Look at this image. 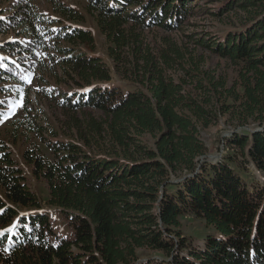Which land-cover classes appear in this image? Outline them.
<instances>
[{
  "label": "trees",
  "instance_id": "16d2710c",
  "mask_svg": "<svg viewBox=\"0 0 264 264\" xmlns=\"http://www.w3.org/2000/svg\"><path fill=\"white\" fill-rule=\"evenodd\" d=\"M208 1L225 27L185 39L177 32L199 0H88L113 68L78 50L95 41L73 7L47 0L54 19L34 0L13 1L0 35L17 27L21 38L0 41V82L26 83L36 67V83L69 88L56 126L34 110L30 83L21 114L0 127V264H264V184L242 172L253 163L264 173V0ZM152 27L176 35L155 44L145 35ZM213 56L236 69L234 81ZM13 87L0 83V92ZM88 108L99 115H83ZM222 116L258 128L233 132L225 156L204 159L202 129ZM6 139L26 144L45 203ZM189 215L212 231L196 242L183 235ZM59 218L68 230L54 227Z\"/></svg>",
  "mask_w": 264,
  "mask_h": 264
},
{
  "label": "rangeland",
  "instance_id": "374dc122",
  "mask_svg": "<svg viewBox=\"0 0 264 264\" xmlns=\"http://www.w3.org/2000/svg\"><path fill=\"white\" fill-rule=\"evenodd\" d=\"M15 0H0V18L4 17H11L12 18V4ZM57 2V0H55ZM61 2L70 5L75 10L80 13L84 19L82 21L83 27L88 29L92 35L94 36V43L95 47H91L89 45H82V47L78 48V50L85 52L88 55L97 56L102 63L108 65L109 67L113 68V61L109 55L108 46L109 43L107 41L106 35L101 31L99 28L97 21L93 14L88 12V0H60ZM198 5L201 6V8H198V6H195L194 8V15L192 17L188 18V20L183 19L181 21L180 29L177 32L179 36H184L186 39V34H192L194 38H205L209 35H213L214 32L224 26L220 21L215 19L213 16H211V13L207 8H212L214 4L212 2H206V0H199ZM35 7L37 11L42 13L44 16H54V19H62L59 18L58 14H56L53 11V5L49 4L47 0H34ZM53 20V19H52ZM60 23H65L60 22ZM59 23V24H60ZM16 25V24H14ZM9 26V25H8ZM225 27V26H224ZM45 29V26L43 27ZM20 30L13 27L9 32H6L2 35H0V41H11V40H17L21 38V34L19 33ZM146 37L151 40L155 44H159L162 42V38L165 37H174L176 35L175 31L172 33L166 32L164 28H150L145 33ZM64 44V43H63ZM2 55L5 54V52H0ZM7 56V53L5 54ZM24 58V61H26V64L29 66L32 63L31 59H28V55L26 54H19ZM16 59V56H15ZM218 57L213 56L210 60V62L213 64L214 68H220L221 71L228 72V76L230 79V82L234 81L236 78V69L232 66L227 67L225 61L220 62ZM221 63V64H220ZM35 64V62H34ZM36 71V67L33 69ZM35 75H37L35 73ZM2 84L6 85H13L15 87L13 91L8 93H1L0 92V99H4L5 97L10 98L5 108H1L2 111H4L3 117L0 118V127L2 128H8L7 124L9 121L14 119L15 117L19 116L22 111V97L25 95V90L23 89L22 85L18 82L17 79L10 78L5 79L4 81L0 82ZM50 89V91H55L54 99L53 100H44L42 98V95H39L40 92L38 90H41L42 88ZM22 88V89H21ZM68 89L69 87H66L64 85H56L53 82H45L42 81L41 83H36L35 81L31 82V96L30 99L35 102L34 104V110H42V113L46 115V118L51 126H56L58 122H61L63 119H65L63 104H62V97H61V89ZM72 89V88H71ZM70 91V89L68 90ZM2 97V98H1ZM82 111H80V114ZM83 115H91V116H97L99 115V112L93 110V108H88L83 111ZM231 120L228 119L227 116H222L219 121L212 123L209 127L202 129V136L206 142V144L209 147V151L207 156L204 159L208 160H217L219 158H222L226 155V153L229 151V144L227 141V138L233 134V132L238 131L241 132L243 130L247 129H253L258 128L255 127V124H251L247 126L246 128L242 126H236L230 122ZM6 143L8 144V148L12 151V156L14 160L16 161V164L21 169L23 176L25 178V181L28 183L31 189H33L36 193L40 195V197L44 200V203L46 202L48 198V187L44 180L37 178L33 171L31 166H29L23 156L24 149H25V143L24 141H20L18 143H14L11 140L6 139ZM49 153V152H47ZM242 172L245 174L246 179L251 182V184L256 185H263L264 184V173L261 172L253 163H247L245 166V169L242 170ZM52 210V209H51ZM54 211V210H52ZM54 227L57 228L63 227L68 230V227L65 225V220L63 218L57 219V221H53ZM57 225V226H56ZM183 235L189 236L191 239H194L193 241H198L199 239H202L206 233L211 232L212 230L207 227L206 223L199 219L195 218L194 216H183L181 217V227L179 228ZM202 242V241H201ZM200 242V243H201ZM203 243V242H202ZM160 255V254H159ZM158 254L155 255L157 257H161ZM162 258V257H161Z\"/></svg>",
  "mask_w": 264,
  "mask_h": 264
},
{
  "label": "snow or ice",
  "instance_id": "6c2138e0",
  "mask_svg": "<svg viewBox=\"0 0 264 264\" xmlns=\"http://www.w3.org/2000/svg\"><path fill=\"white\" fill-rule=\"evenodd\" d=\"M29 82H30V80H29ZM22 106V105H21Z\"/></svg>",
  "mask_w": 264,
  "mask_h": 264
}]
</instances>
